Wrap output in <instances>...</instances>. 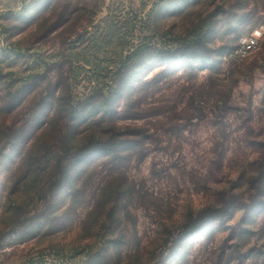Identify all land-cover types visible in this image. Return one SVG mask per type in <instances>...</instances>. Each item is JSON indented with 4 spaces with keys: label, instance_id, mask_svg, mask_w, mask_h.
I'll list each match as a JSON object with an SVG mask.
<instances>
[{
    "label": "rangeland",
    "instance_id": "rangeland-1",
    "mask_svg": "<svg viewBox=\"0 0 264 264\" xmlns=\"http://www.w3.org/2000/svg\"><path fill=\"white\" fill-rule=\"evenodd\" d=\"M263 164L264 0H0V264H264Z\"/></svg>",
    "mask_w": 264,
    "mask_h": 264
},
{
    "label": "trees",
    "instance_id": "trees-1",
    "mask_svg": "<svg viewBox=\"0 0 264 264\" xmlns=\"http://www.w3.org/2000/svg\"><path fill=\"white\" fill-rule=\"evenodd\" d=\"M144 84V83H143ZM100 98H103V96H99ZM130 104V103H129ZM134 106L137 107V104ZM130 107H133L130 105ZM136 125H130V128H135ZM130 128H128V131L126 132H120L119 134H116L112 137H110V139L107 141L108 143L115 141V139H126L125 141H127V138L129 135H132L130 133ZM147 134L145 133L144 136H146ZM107 142H103L102 144L99 143L101 146L100 151H102L101 153L103 154L104 159L106 158H112L114 155V152H118L119 147L121 144H123V140L120 143L117 144H107ZM94 143V142H93ZM105 151V152H104ZM26 158V157H25ZM106 161H109L106 160ZM250 171H247V169H243L240 172L239 177L237 178V180L235 182H233L231 184V186L229 187L227 192H220L218 193V197L221 195V198L223 199V203L220 204V206L216 209L211 211L210 214H208L209 216L206 217L207 220L210 221V216L212 215H216L219 218H223L224 216H230L233 217V215L235 214L236 211L242 210L243 214L242 217L244 218V216H247L248 214H251V212L253 213V207L251 206L253 201L257 200V199H261L262 196H264L262 193L264 191V164L261 165V170H259L258 172L253 173H249ZM245 182H249V188L246 190H239V193H236V191L238 189H240V187H244V183ZM234 188V190H233ZM228 192H232L229 196H228ZM244 192L247 193V197L244 196ZM222 209V210H221ZM261 208H259L260 210ZM255 213V211H254ZM204 216H202L203 218ZM242 218V219H243ZM197 225H201V223L197 224Z\"/></svg>",
    "mask_w": 264,
    "mask_h": 264
},
{
    "label": "built area",
    "instance_id": "built-area-1",
    "mask_svg": "<svg viewBox=\"0 0 264 264\" xmlns=\"http://www.w3.org/2000/svg\"><path fill=\"white\" fill-rule=\"evenodd\" d=\"M258 38V33L254 32L251 36L242 39L237 50L238 56L245 58L248 54H250L257 47Z\"/></svg>",
    "mask_w": 264,
    "mask_h": 264
}]
</instances>
